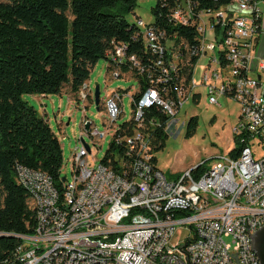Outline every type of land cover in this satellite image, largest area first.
I'll return each mask as SVG.
<instances>
[{"label":"built area","instance_id":"built-area-1","mask_svg":"<svg viewBox=\"0 0 264 264\" xmlns=\"http://www.w3.org/2000/svg\"><path fill=\"white\" fill-rule=\"evenodd\" d=\"M263 13L264 0H171L169 21L191 27L190 38L167 36L155 18L148 25L137 18L135 37L156 60L150 84L140 96L135 97L138 88L130 95V120L115 125L123 93L113 92L103 103L107 130L115 127L108 147L115 146L117 171L110 158L88 163L86 137L97 140L106 131L87 118L72 154L71 178L59 172L61 186L51 178L38 182V171L16 164L19 184L41 191L44 205L32 233L13 234L18 248L0 256V264H237L231 257L236 253L239 264H260L248 241L264 217V58L255 51ZM114 46L107 56L115 77L124 61L144 73L124 44ZM204 58L210 64L197 80L195 67ZM199 87L209 105H219V96L237 102L240 115L232 129L240 148L209 164L200 161L196 165H203V172L193 165L168 176L156 166L151 150L160 141H153L177 127L180 110ZM76 98L78 105L94 101V91L85 82ZM86 106L80 104L82 111ZM252 142L263 148L260 155ZM175 178H183L182 187H175ZM140 192H147V199H140ZM177 226L192 231L179 244L171 243Z\"/></svg>","mask_w":264,"mask_h":264},{"label":"trees","instance_id":"trees-1","mask_svg":"<svg viewBox=\"0 0 264 264\" xmlns=\"http://www.w3.org/2000/svg\"><path fill=\"white\" fill-rule=\"evenodd\" d=\"M136 2L0 0V232L8 233L0 235V256L12 254L18 246L17 238L12 235L32 233L35 222L34 209L29 204L31 193L15 181V165L39 171L61 186V144L46 118L23 100L22 95L59 93L68 84L76 97L96 61L108 59V52L121 43L126 46V55L135 56L144 73H138L130 61L116 68L120 74H134L138 82L135 97L140 96L150 84L149 76L153 72L150 65H155L156 55L140 37H135L136 23L125 18ZM170 5L171 0H156L152 8L155 24L167 36L176 33L192 37L191 27L169 21ZM111 8L116 11L111 12ZM114 68L108 65V70ZM196 123V117H192L186 135H191ZM157 138L153 142L160 143L155 147L162 148L164 136ZM234 138L238 143V137ZM239 148L229 153H237ZM114 150L111 144L104 161L110 158L112 168L117 171ZM195 172H203V165H198Z\"/></svg>","mask_w":264,"mask_h":264},{"label":"rangeland","instance_id":"rangeland-1","mask_svg":"<svg viewBox=\"0 0 264 264\" xmlns=\"http://www.w3.org/2000/svg\"><path fill=\"white\" fill-rule=\"evenodd\" d=\"M156 0H137L134 9L125 13V18L133 23L137 18L143 20L148 25L153 19L152 8ZM115 12L114 8L110 9ZM71 19L70 12L67 13ZM262 32L255 48L256 55L264 58V13H263ZM218 56V53H215ZM211 57V52L206 54ZM110 58H100L90 69L86 79L87 90L93 94L96 86L99 88V103L86 99L81 101V106L87 105L82 111L77 98L70 92L69 85L65 84L59 93L46 95L23 94L22 99L32 105L36 111L44 116L48 121L52 131L58 138L62 147V164L60 167V176L71 178L72 154L80 144V135L83 131V119L87 118L92 121L93 127L99 131H106L104 137L97 140L86 137V142L90 145L91 155L87 161L90 166H94L104 157L109 143L115 135V127L107 130L105 122L103 103L113 92L123 93L120 100V117L116 120L115 125H119L133 117L134 107L130 95L137 91V79L132 72L121 73L118 77L114 72L108 70ZM208 58H204L195 67V78L198 80L202 69L209 65ZM215 66L211 67V72ZM264 82V75L262 78ZM197 94L189 99L180 110L179 123L170 133L164 134L162 148L156 149L153 146L151 154L154 157L157 168L162 170L166 175L180 173L185 169L205 161L209 164L216 156L228 154L235 147H238L232 128L237 124L240 107L237 102L226 96H219L217 101L219 105L207 102L204 90L199 87ZM200 96V98H199ZM84 112V113H83ZM192 117H196L197 123L191 135H186L187 126ZM181 122L184 125L181 126ZM251 147L260 155L263 148L256 142L251 143ZM192 236V231L188 226H177L171 243H183L187 237Z\"/></svg>","mask_w":264,"mask_h":264},{"label":"bare ground","instance_id":"bare-ground-1","mask_svg":"<svg viewBox=\"0 0 264 264\" xmlns=\"http://www.w3.org/2000/svg\"><path fill=\"white\" fill-rule=\"evenodd\" d=\"M233 135H234V129H232ZM238 137V136H237ZM198 165L195 166V168ZM16 177V175H15ZM50 179L47 175L37 172V181L38 182H45V180ZM15 181H17V177L15 178ZM183 185V178H175V187H182ZM24 188H27L29 192L31 193L30 195V200L33 205L34 213H35V218H41V213H42V205H44V196L41 195V191L35 190V188L32 187V185H25ZM140 199H147V192H140ZM264 225V217H262V226ZM0 235H8V233H0ZM13 236V235H12ZM252 235H250V241H251ZM248 241V250L251 249V242ZM18 246L14 249L12 254H15L16 249Z\"/></svg>","mask_w":264,"mask_h":264},{"label":"water","instance_id":"water-1","mask_svg":"<svg viewBox=\"0 0 264 264\" xmlns=\"http://www.w3.org/2000/svg\"><path fill=\"white\" fill-rule=\"evenodd\" d=\"M94 101L96 104L99 103V88L98 86L95 87L94 89ZM89 122L86 123V128H88ZM84 142V140H83ZM251 249L255 252L259 263L264 264V225L261 226L259 229H257L255 232L252 234L251 238ZM232 258L235 259L237 264H239L238 258H237V253L236 255L232 256Z\"/></svg>","mask_w":264,"mask_h":264}]
</instances>
